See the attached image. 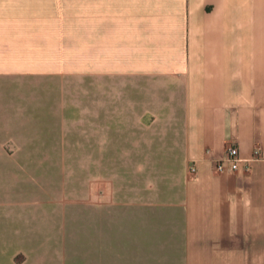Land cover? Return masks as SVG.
<instances>
[{
  "label": "rangeland",
  "instance_id": "1",
  "mask_svg": "<svg viewBox=\"0 0 264 264\" xmlns=\"http://www.w3.org/2000/svg\"><path fill=\"white\" fill-rule=\"evenodd\" d=\"M39 10L22 53L0 54V264H184L178 56L128 54L122 24L79 22L78 7Z\"/></svg>",
  "mask_w": 264,
  "mask_h": 264
},
{
  "label": "crops",
  "instance_id": "2",
  "mask_svg": "<svg viewBox=\"0 0 264 264\" xmlns=\"http://www.w3.org/2000/svg\"><path fill=\"white\" fill-rule=\"evenodd\" d=\"M39 2L63 16L78 7L82 23L122 24L115 32L126 35L114 38L127 40L128 54L178 56L185 157L198 168L186 179L182 262L264 264V162L252 161L249 170L215 167L230 146L244 158L255 147L264 154V0H0V54L22 53L23 23L40 22ZM160 6L174 7L171 19L136 10ZM167 20L174 25L151 24ZM162 39H175L174 48Z\"/></svg>",
  "mask_w": 264,
  "mask_h": 264
},
{
  "label": "built area",
  "instance_id": "3",
  "mask_svg": "<svg viewBox=\"0 0 264 264\" xmlns=\"http://www.w3.org/2000/svg\"><path fill=\"white\" fill-rule=\"evenodd\" d=\"M254 160H261L264 162V154L259 147H255L251 157L244 158L241 156L237 146H230L227 148L226 155L222 159L215 160V167L218 172L224 171H238L241 169L249 170L251 162ZM190 172L195 174L198 170L197 161L192 160L189 166Z\"/></svg>",
  "mask_w": 264,
  "mask_h": 264
}]
</instances>
